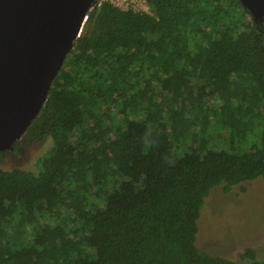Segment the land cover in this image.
<instances>
[{
  "label": "trees",
  "instance_id": "obj_1",
  "mask_svg": "<svg viewBox=\"0 0 264 264\" xmlns=\"http://www.w3.org/2000/svg\"><path fill=\"white\" fill-rule=\"evenodd\" d=\"M147 1L87 11L32 167L0 151V264H264L196 243L213 188L264 177V37L239 0Z\"/></svg>",
  "mask_w": 264,
  "mask_h": 264
},
{
  "label": "water",
  "instance_id": "obj_2",
  "mask_svg": "<svg viewBox=\"0 0 264 264\" xmlns=\"http://www.w3.org/2000/svg\"><path fill=\"white\" fill-rule=\"evenodd\" d=\"M239 1L258 30L264 0ZM91 2L0 0V151L11 149L39 113Z\"/></svg>",
  "mask_w": 264,
  "mask_h": 264
},
{
  "label": "rangeland",
  "instance_id": "obj_3",
  "mask_svg": "<svg viewBox=\"0 0 264 264\" xmlns=\"http://www.w3.org/2000/svg\"><path fill=\"white\" fill-rule=\"evenodd\" d=\"M146 5L148 8L147 0ZM127 7H131L130 2ZM251 18L247 16V21ZM14 144L1 167H32L42 143L19 139ZM198 226L196 243L211 254L234 257L250 246L258 257H264V177L235 185L226 193L220 187L213 188L201 209Z\"/></svg>",
  "mask_w": 264,
  "mask_h": 264
},
{
  "label": "built area",
  "instance_id": "obj_4",
  "mask_svg": "<svg viewBox=\"0 0 264 264\" xmlns=\"http://www.w3.org/2000/svg\"><path fill=\"white\" fill-rule=\"evenodd\" d=\"M103 2H109L121 9H133V10H144L147 11L146 0H92L88 10L99 7ZM127 2L131 3V7H127ZM137 6V7H135ZM87 10V11H88ZM86 18V15H85Z\"/></svg>",
  "mask_w": 264,
  "mask_h": 264
},
{
  "label": "flooded vegetation",
  "instance_id": "obj_5",
  "mask_svg": "<svg viewBox=\"0 0 264 264\" xmlns=\"http://www.w3.org/2000/svg\"><path fill=\"white\" fill-rule=\"evenodd\" d=\"M258 32L264 37V21L258 24Z\"/></svg>",
  "mask_w": 264,
  "mask_h": 264
}]
</instances>
